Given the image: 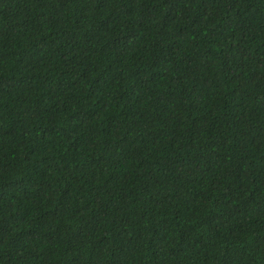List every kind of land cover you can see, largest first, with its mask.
I'll list each match as a JSON object with an SVG mask.
<instances>
[{"label":"trees","instance_id":"trees-1","mask_svg":"<svg viewBox=\"0 0 264 264\" xmlns=\"http://www.w3.org/2000/svg\"><path fill=\"white\" fill-rule=\"evenodd\" d=\"M0 264H264V0H0Z\"/></svg>","mask_w":264,"mask_h":264}]
</instances>
